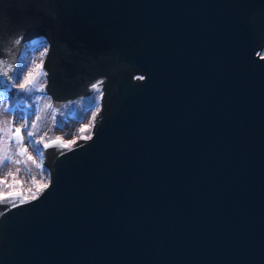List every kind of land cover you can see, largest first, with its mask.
<instances>
[{
	"label": "water",
	"instance_id": "95a60500",
	"mask_svg": "<svg viewBox=\"0 0 264 264\" xmlns=\"http://www.w3.org/2000/svg\"><path fill=\"white\" fill-rule=\"evenodd\" d=\"M39 36L54 109L99 106L0 201V264H264V0H0V71Z\"/></svg>",
	"mask_w": 264,
	"mask_h": 264
},
{
	"label": "rangeland",
	"instance_id": "374dc122",
	"mask_svg": "<svg viewBox=\"0 0 264 264\" xmlns=\"http://www.w3.org/2000/svg\"><path fill=\"white\" fill-rule=\"evenodd\" d=\"M45 49L46 44L30 46V44L23 43L17 69L26 64L27 67L23 69L24 73L32 72L35 75L38 71L37 66L41 65L44 58ZM261 52H264V47ZM40 71L41 74L36 78L40 85H43L44 71L43 69ZM20 82L21 79L16 80V84ZM11 83L12 79L9 84ZM99 96L98 92L90 97L67 101L54 109L49 96L43 92L35 96L31 108L26 110L17 106L9 107L0 92V128L11 127L13 131L15 128H21L23 136V143L17 144L14 139L9 138L6 132H0V154L7 152L11 157L10 161L0 165V180H4L7 184V186L0 185V193H11L10 187L14 184V179L19 181L15 184L18 186L16 192L19 191L24 197L34 195L39 187L47 183L48 171L42 165V154L35 150L28 131L34 133V138L44 134L47 135V141L59 137L64 143L75 141L80 135H88L94 113L99 106ZM49 104L51 107H48ZM37 117L39 119H36ZM34 121L35 127L33 128L31 125ZM39 122L41 124L37 128ZM81 128L85 129L84 132H80ZM20 148L27 149L24 155L19 154ZM29 155L33 157L32 160L27 159ZM15 161H20V163Z\"/></svg>",
	"mask_w": 264,
	"mask_h": 264
},
{
	"label": "snow or ice",
	"instance_id": "6c2138e0",
	"mask_svg": "<svg viewBox=\"0 0 264 264\" xmlns=\"http://www.w3.org/2000/svg\"><path fill=\"white\" fill-rule=\"evenodd\" d=\"M26 67H27V65L24 64V65L19 66V68L16 70L6 69L4 71H0V75L6 76L9 79H11L12 77L9 74L10 71H18L19 76L17 78L21 79V82L18 85H14L15 87H17L22 92H31V91H36V90L42 91L44 88L43 85H40L39 89H36L34 87V81H35L36 77L41 74L40 70H42V65L37 66L38 71L35 75L32 72H27V74H25L23 69ZM43 75H46V73H43ZM140 79H143V77H140ZM48 107H51V105L49 104ZM5 110H7V109H5ZM36 119H39V117H37ZM93 119H95V115L93 116ZM26 123H27V121H26ZM31 127H33V128L35 127V121L32 123ZM84 130L85 129H81V132H83ZM0 132H6L9 136V138L14 139L17 144L23 143V136L21 134L22 133L21 128H15L14 131L11 127H9L8 129L0 128ZM33 135H34V133L32 131H28L29 137H33ZM83 138L88 139L90 137H83ZM34 142L37 143L38 145L40 143L39 141H34ZM72 143H74V141L64 143L61 141V139L59 137H57L56 140L54 142H52V144L44 143L42 145V147L47 148V147L55 145L57 147L63 148V147H69ZM26 151H27L26 148H20L19 154L24 155L26 153ZM27 159L32 160L33 157L29 155L27 157ZM10 160H11V157L7 154V152L0 154V165L4 164L6 161H10ZM15 162L20 163V161H15ZM13 183L18 184L19 181H15V179H14ZM0 185L7 186V184L4 180H0ZM43 187H47V185H44ZM42 190H43L42 188H38V191H42ZM35 198H36L35 196L31 197V199H35ZM8 199H11L13 202H15L16 200H19L21 203H24L26 198L20 192L0 193V201H6Z\"/></svg>",
	"mask_w": 264,
	"mask_h": 264
},
{
	"label": "trees",
	"instance_id": "16d2710c",
	"mask_svg": "<svg viewBox=\"0 0 264 264\" xmlns=\"http://www.w3.org/2000/svg\"><path fill=\"white\" fill-rule=\"evenodd\" d=\"M38 43H40V41L35 40V41L31 42V45L38 44ZM18 76H19V72L15 71L13 76H12V83L9 85V87L4 92H2V94H3V97L6 101V104L9 107L17 106V107L29 110L31 108V105H32V102H33L35 96L39 93H43V90L42 91L36 90V91H31V92L20 91L17 87L14 86V85H18V84H16V80L18 79L17 78ZM34 87L36 89H39V87H40V83L37 80V78L34 81ZM40 122H39V125L37 126V128L40 126V124H41ZM81 129H84V128H81ZM81 129H80V132H81ZM30 138L32 139L35 150L41 154L42 145L48 139L47 135L41 134L37 138H34V137H30ZM34 141H39L40 142L39 145L37 143H35ZM17 189H18V186L15 184H13L10 187L11 192L16 191Z\"/></svg>",
	"mask_w": 264,
	"mask_h": 264
},
{
	"label": "flooded vegetation",
	"instance_id": "af4514ba",
	"mask_svg": "<svg viewBox=\"0 0 264 264\" xmlns=\"http://www.w3.org/2000/svg\"><path fill=\"white\" fill-rule=\"evenodd\" d=\"M35 40H37V41H40V42H43L44 41V38L42 37V36H39V37H35V38H33V39H31L30 41H28L29 43H31V42H33V41H35ZM262 53H264V52H262ZM15 70H16V68H15ZM15 72V71H14ZM14 72L12 73V75L14 74ZM12 77V76H11ZM99 91V90H98ZM4 92V91H3ZM42 154V153H41Z\"/></svg>",
	"mask_w": 264,
	"mask_h": 264
},
{
	"label": "bare ground",
	"instance_id": "6f19581e",
	"mask_svg": "<svg viewBox=\"0 0 264 264\" xmlns=\"http://www.w3.org/2000/svg\"><path fill=\"white\" fill-rule=\"evenodd\" d=\"M98 92H99V94H100V91H98V90H97L95 93H98ZM95 93H93L92 95H94ZM92 95H91V96H92ZM89 97H90V96H89ZM82 98H86V97H82Z\"/></svg>",
	"mask_w": 264,
	"mask_h": 264
}]
</instances>
